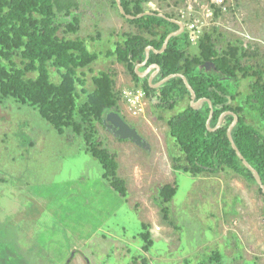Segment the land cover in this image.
Instances as JSON below:
<instances>
[{"label": "rangeland", "instance_id": "obj_1", "mask_svg": "<svg viewBox=\"0 0 264 264\" xmlns=\"http://www.w3.org/2000/svg\"><path fill=\"white\" fill-rule=\"evenodd\" d=\"M78 2L77 33L63 29L57 33L67 38L78 36L89 51L98 54L88 69H81L85 87L92 88V75L109 70L117 89L139 88L122 63L103 56L123 33L136 31L133 25L119 15L110 0ZM208 5L209 0H149L143 6L176 19L183 11L197 19L200 36L212 33L218 51L227 43L247 50L242 63L264 75V0H224L220 7L211 8L210 14ZM184 31L187 34L183 26ZM188 42V52L196 54L198 40ZM15 62L20 65L17 58ZM50 70L52 79H57V73ZM237 78L238 95L233 104L241 103L245 120L264 133L256 113L246 110L244 95L251 78L240 73ZM186 101L171 110H159L146 98L142 112L131 115L120 100L123 117L140 132L145 146L118 138L107 122L95 124L96 136L115 152L118 174L125 179L126 194L120 196L103 179L99 162L84 150L80 135L68 128L60 134L34 108L9 97L1 100V256L3 248L14 251L11 236L20 235L27 239L25 248L33 259L28 264H59L68 260L74 248L78 257L73 256L72 264H142L140 260L146 264H209L213 250L220 253V264H264V209L259 203L264 197L256 185L230 169L192 175L173 168L172 156L178 151L167 134L165 119L181 111ZM173 182L175 193L166 203L170 224L162 217L157 196L162 184ZM145 222L150 224L152 239L148 251L141 249L145 242L139 236ZM85 257L89 261H84Z\"/></svg>", "mask_w": 264, "mask_h": 264}, {"label": "trees", "instance_id": "obj_2", "mask_svg": "<svg viewBox=\"0 0 264 264\" xmlns=\"http://www.w3.org/2000/svg\"><path fill=\"white\" fill-rule=\"evenodd\" d=\"M110 1L117 9L115 1ZM148 1L120 0V4L125 13L136 15L145 11L143 5ZM79 8L78 0H0V102L9 97L17 104H26L60 134L68 128L80 135L84 150L99 162L103 179L120 196H125V179L118 174L116 154L102 145L95 129L96 123L103 125L102 119L108 110H115L123 117L119 106L122 91L115 87L114 74L109 70L92 75V88H86L85 73L81 69H88L98 54L89 51L78 36L67 38L57 33L59 29L77 33L80 20L76 11ZM149 12L133 19L119 13L136 31L123 33L103 56L114 57L123 64L132 82L140 85L155 109L171 110L175 104L187 99L181 111L165 119L167 134L174 139L178 151V155L172 156L175 170L192 175H211L221 169H230L254 183L257 192L264 197L226 136L231 114H226L217 128L209 130L205 125L209 112L207 102L191 107L189 92L180 77H171L158 87H151L146 76L139 78L134 72V65L144 57L145 47L150 45L159 49L164 37L178 28L175 23L157 15L158 11ZM163 14L173 16L166 12ZM58 16H61V21ZM188 44L185 31L171 36L162 52H149L147 61L139 70L149 64L157 65L159 69L152 83L170 73L184 75L194 91L195 100H210V127H214L223 111L234 112L237 121L231 129L232 140L264 184V134L245 120L241 113L245 109L241 103L233 104L238 95L237 73L250 77L248 92L244 95L246 110L257 112L264 123L263 72L242 63L241 59L249 52L237 45L227 43L225 49L218 51L210 32L199 37L196 54L188 52ZM49 69L57 73V81L52 79ZM28 73L33 75L27 76ZM175 189L174 182L164 183L158 188L157 203L163 219L170 224L173 223L168 220L166 203L171 200ZM141 226L143 231L139 236L145 242L141 249L148 251L152 243L150 224L145 222ZM208 260L209 264H220L221 255L213 250ZM141 263L146 264L144 260Z\"/></svg>", "mask_w": 264, "mask_h": 264}, {"label": "water", "instance_id": "obj_3", "mask_svg": "<svg viewBox=\"0 0 264 264\" xmlns=\"http://www.w3.org/2000/svg\"><path fill=\"white\" fill-rule=\"evenodd\" d=\"M117 6V9L119 11L120 14H122L125 18L128 19H133L135 17H139L143 14H147V13H151L148 10H145L139 14L136 15H131V14H127L125 13L124 9L122 8L121 4H120V0H114ZM157 15L164 17L168 20H170L171 22L175 23L178 28L174 31L169 32L163 39L162 45L159 49H155L154 47L147 45L144 49V57L143 59L136 63L134 65V72L137 74L138 77L143 78L144 76H147V83L151 86V87H158L159 85H161L163 82H165L166 80H168L171 77H180L187 89V91L189 92L190 95V100H189V104L191 107L195 108L197 107V105L199 103H201L202 101H206L208 104V108H209V112L207 115V118L205 120V125L207 127V129L209 130H214L215 128H217L220 124L221 121L223 119V117L226 114H231L232 115V120L229 123V125L226 128V136L230 142V145L232 147V149L234 150L236 156L240 159L241 163L244 165V167L246 169H248L253 178L255 183L258 185V187L260 188L261 192L264 194V184L261 182V179L259 177L258 172L243 158L242 154L239 152L238 148L236 147V145L234 144L232 137H231V129L232 127L235 125L236 121H237V115L229 110L223 111L219 116L218 119L214 125V127H210L209 126V121L212 115V106L210 103V100L207 98H201V99H197L195 100V94L194 91L192 89V87L187 83V80L185 78L184 75L180 74V73H170L164 77H162L161 79L155 81L154 83H152V79L153 77L156 75L159 67L155 64H150L148 65L145 69L143 70H139L140 67H142L145 62L147 61V58L149 56V52H154V53H159L162 52L166 45L167 42L169 40V38L171 36L180 34L183 31V25L182 23H180L176 18L174 17H168L163 13H157ZM151 71V72H150ZM229 101V98H228ZM103 123H108V126L112 128L113 133L115 134V136H117L120 139H129L132 142H134L137 145H141V146H145L146 142L145 140L142 138V136L137 132L136 128L133 127L132 125H130L120 114H118L117 111L115 110H108L105 114L104 117L102 119Z\"/></svg>", "mask_w": 264, "mask_h": 264}, {"label": "built area", "instance_id": "obj_4", "mask_svg": "<svg viewBox=\"0 0 264 264\" xmlns=\"http://www.w3.org/2000/svg\"><path fill=\"white\" fill-rule=\"evenodd\" d=\"M224 0H209V5L206 7L207 13H211V8L220 7ZM187 10H191V5H187ZM177 20L185 27L188 39L191 43H195L199 39V25L197 19L189 18L188 14L184 15L183 11H179ZM122 101L126 109L131 115H139L145 106L146 95L144 90L139 87L136 89L128 88L122 91Z\"/></svg>", "mask_w": 264, "mask_h": 264}, {"label": "flooded vegetation", "instance_id": "obj_5", "mask_svg": "<svg viewBox=\"0 0 264 264\" xmlns=\"http://www.w3.org/2000/svg\"><path fill=\"white\" fill-rule=\"evenodd\" d=\"M78 12H81V11H79L78 10ZM80 14V13H79ZM148 66V65H147ZM146 66V67H147ZM146 67H144L143 69H145ZM151 72V71H150ZM146 80H147V76H146ZM154 83V82H153ZM230 100V99H229ZM256 113V115H257V117L259 118V116H258V114H257V112H255ZM260 119V118H259ZM261 121V120H260ZM262 122V121H261ZM263 123V122H262ZM105 124V123H104ZM107 125V127L109 128V129H111L112 130V128L111 127H109L108 126V123L106 124ZM263 125H264V123H263ZM258 130V129H257ZM113 131V130H112ZM259 131V130H258ZM260 132V131H259ZM262 134H264V133H262ZM16 229V228H15ZM17 230V229H16ZM13 231H14V229H13ZM21 232V231H20ZM20 232H17L16 234H20ZM13 233V232H12ZM12 242H13V249H14V251H12V249H11V251L9 250V248H3L2 250H4L5 249V254L3 255V256H1V254H0V264H28L31 260H33L32 259V256H30L29 255V253H28V250L29 249H26L25 247L26 246H28V241H27V239L25 240V239H21L20 238V235L18 236V237H14L13 238V236H11V244L10 245H12ZM33 247H34V245H32ZM22 249H24V250H22ZM23 252H27V255L25 256L24 255V253ZM94 252L92 251V254H93ZM81 255H82V253H80ZM73 256L75 257V256H77L78 257V250L76 249V248H74L72 251H71V256L68 258V260H66V261H63V262H61V263H59V264H72V262H73V260H74V258H73ZM26 257H28V258H26ZM5 259V261H4V259ZM84 261H89V259L87 258V257H85V259H84ZM140 262H141V260H140ZM77 264V263H76Z\"/></svg>", "mask_w": 264, "mask_h": 264}, {"label": "crops", "instance_id": "obj_6", "mask_svg": "<svg viewBox=\"0 0 264 264\" xmlns=\"http://www.w3.org/2000/svg\"><path fill=\"white\" fill-rule=\"evenodd\" d=\"M112 35V34H111ZM139 132V131H138ZM140 133V132H139ZM259 201H260V199H259ZM264 200H262V201H260L259 203H260V206H261V208L262 209H264V202H263ZM226 224V223H225ZM222 226H223V224L221 223V225H220V228H222ZM224 228H226V226L224 227ZM221 230V229H220ZM205 245V244H204ZM203 244H202V246H204Z\"/></svg>", "mask_w": 264, "mask_h": 264}]
</instances>
